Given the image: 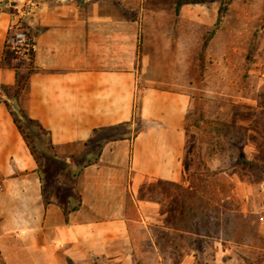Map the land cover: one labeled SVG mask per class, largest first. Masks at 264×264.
<instances>
[{"label": "crops", "instance_id": "0c3cea01", "mask_svg": "<svg viewBox=\"0 0 264 264\" xmlns=\"http://www.w3.org/2000/svg\"><path fill=\"white\" fill-rule=\"evenodd\" d=\"M36 2L24 19L35 41L30 70L6 47L14 5L0 4V264L128 263L134 228L166 226L151 189L161 198V188L185 183L197 29L214 25L219 6L129 18L102 0ZM18 109L51 132L53 161L103 137L87 166L68 171L70 198L44 197L39 163L12 114ZM122 126L124 135L104 139ZM54 178L66 186L59 172ZM252 184L235 187L247 212H255ZM257 191L264 199V182ZM169 227L173 245V221Z\"/></svg>", "mask_w": 264, "mask_h": 264}, {"label": "rangeland", "instance_id": "374dc122", "mask_svg": "<svg viewBox=\"0 0 264 264\" xmlns=\"http://www.w3.org/2000/svg\"><path fill=\"white\" fill-rule=\"evenodd\" d=\"M32 1L34 10L27 14ZM4 2L14 5L13 22L20 19L29 30L24 19L35 15L36 0H0V4ZM105 2L113 3L129 18H136L143 10L178 14L183 5L203 6L204 11L214 3L219 6L214 25L207 31L197 29L196 85L186 126L185 183L174 191L161 188V198L151 189L150 198L161 201L166 226L151 222L148 228H134L135 252L125 264H264V209L259 207L264 199L257 193V184L264 182V0H102ZM224 5L227 11L218 22ZM32 62L33 58L21 65L30 70ZM124 131L122 126L103 136L120 137ZM102 138L95 137L72 159L53 161L48 157V195L59 192L64 199L73 184L68 177L71 166L75 165L76 171L89 163ZM55 172L66 186L54 184ZM243 180L255 187L251 202L255 212H247L246 199L236 193L235 187ZM73 200H77L75 195ZM172 221L173 245L168 232Z\"/></svg>", "mask_w": 264, "mask_h": 264}, {"label": "trees", "instance_id": "16d2710c", "mask_svg": "<svg viewBox=\"0 0 264 264\" xmlns=\"http://www.w3.org/2000/svg\"><path fill=\"white\" fill-rule=\"evenodd\" d=\"M182 4V3H180ZM227 11V6H223L219 11V20H222L223 16L225 15V12ZM23 86L20 85L16 89V95L20 94ZM12 114L14 115V120L19 128L21 134L23 135L25 141L31 147V152L37 159L39 163V171L41 172L43 176V186H44V197L48 200L46 195H48L47 191H45L46 183L48 181V178L51 180L49 168L51 167V163H49L50 159L48 160V157L55 155L54 152V144L52 142V134L50 131L46 130L39 122L36 120H33L29 117V115L25 112L23 109H18L16 112L12 111ZM229 127V126H227ZM98 129L94 130L96 133ZM90 163V162H89ZM84 165L83 167L87 166ZM82 167V168H83ZM62 193V191H61ZM66 198H70L68 195V192L64 195ZM64 197V199H65Z\"/></svg>", "mask_w": 264, "mask_h": 264}, {"label": "built area", "instance_id": "2783aa9c", "mask_svg": "<svg viewBox=\"0 0 264 264\" xmlns=\"http://www.w3.org/2000/svg\"><path fill=\"white\" fill-rule=\"evenodd\" d=\"M34 6L35 3L33 1L30 2L27 14L32 13ZM16 21L13 22L9 31L6 47L14 53L19 64H25L33 58L35 41L30 32L23 27L22 21L20 19Z\"/></svg>", "mask_w": 264, "mask_h": 264}]
</instances>
